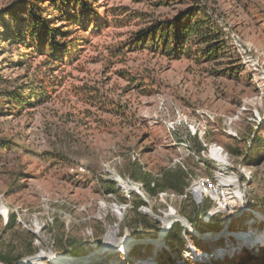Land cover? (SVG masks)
Returning <instances> with one entry per match:
<instances>
[{
    "label": "rangeland",
    "instance_id": "obj_1",
    "mask_svg": "<svg viewBox=\"0 0 264 264\" xmlns=\"http://www.w3.org/2000/svg\"><path fill=\"white\" fill-rule=\"evenodd\" d=\"M30 2L42 13L50 9V0H0V12ZM94 5L99 12L123 6L124 24L114 26L108 16L109 23L86 36L76 61L61 65L28 54L24 66H16L24 48L2 38L14 24L8 15L0 19V264L27 262L42 251L63 259L91 255L89 264L255 261L264 253V0ZM196 12L219 35L217 58L202 56L207 45L198 42L179 59L147 49L117 50L130 33ZM50 83L46 98L19 104L7 99L18 85L25 98L31 86L41 91ZM213 143L227 154L234 180L231 188L219 189V205L170 189L148 192V184L170 173L176 177L171 182L186 187L194 177L213 176ZM168 212L189 227L175 222L179 241L168 238ZM114 226L116 240L99 260L107 249L104 235ZM225 228L222 236L209 235ZM40 261L81 264L49 256Z\"/></svg>",
    "mask_w": 264,
    "mask_h": 264
},
{
    "label": "trees",
    "instance_id": "obj_2",
    "mask_svg": "<svg viewBox=\"0 0 264 264\" xmlns=\"http://www.w3.org/2000/svg\"><path fill=\"white\" fill-rule=\"evenodd\" d=\"M94 1L50 0V9L46 13H42L36 2H30L22 10H10L7 13L3 10L0 12V19L8 15L7 18L12 20L14 24L13 28L3 31L2 38L9 43L18 45V48L19 46L24 48V51H18V59L14 64L20 67L24 66L28 54L43 57V64L72 63L78 58L80 47L87 42L86 36L98 32L103 25L109 23L108 16L112 17V22L115 21L114 26L124 24L123 20L127 13L123 6L110 7L99 12ZM197 14L198 12L195 14L188 13L186 16L176 19L175 23H168L165 26L154 24L130 33L126 40L119 43L117 50L135 52L147 49L150 52L160 53L169 59H179L189 52L191 44L198 42L207 45L204 50H201L202 56L217 58L216 54L220 53L223 48V44L217 40L219 35L217 32H209L202 19H197ZM45 15L49 17H45ZM49 21H52L51 25ZM57 23L60 25H56ZM59 26L64 27L60 28ZM77 31H81V33L76 34ZM30 47L32 49L28 50ZM137 82L136 79L133 80V83ZM18 89H20V85L15 90L6 93L7 99L13 100L16 104L25 102L30 98H37V100L40 96L46 98L49 96L47 95L48 90L51 91L53 88L52 83L47 89L41 91L31 86L28 90L29 95H26L25 98L24 92ZM254 138L251 139V142L259 143V138ZM228 150L233 154L237 152L229 147ZM247 157L243 158L244 162H247ZM172 180H176L174 174L163 175L161 180L153 183V186L148 184L147 190L150 194L164 189L182 194L186 188V183L183 181L174 183L171 182ZM141 204H143L142 201ZM9 222L6 226H10ZM180 231V224H173L168 233V238L179 241L181 239ZM248 258H240L239 264H264V253L260 254L255 261H252L253 258Z\"/></svg>",
    "mask_w": 264,
    "mask_h": 264
},
{
    "label": "built area",
    "instance_id": "obj_3",
    "mask_svg": "<svg viewBox=\"0 0 264 264\" xmlns=\"http://www.w3.org/2000/svg\"><path fill=\"white\" fill-rule=\"evenodd\" d=\"M195 130L192 132V134H195ZM215 145V143L212 144ZM203 146H207V144H203ZM219 148L220 151H217ZM216 151L214 153H211V146L208 147V157L212 161L215 162V173L211 177H194L192 178L190 184L184 189V192L182 193L183 197L186 195H191L194 198H202V197H208L211 199H214L216 203L219 205V199H218V191L219 189H229L233 186V177L231 175L227 174L228 169V163L225 156L227 154L224 152L221 146L217 145ZM222 154V157H221ZM226 154V155H225ZM151 186H153V183H151ZM161 197L165 195V193H159ZM220 207V206H219ZM205 257V256H204ZM203 258V257H202Z\"/></svg>",
    "mask_w": 264,
    "mask_h": 264
},
{
    "label": "bare ground",
    "instance_id": "obj_4",
    "mask_svg": "<svg viewBox=\"0 0 264 264\" xmlns=\"http://www.w3.org/2000/svg\"><path fill=\"white\" fill-rule=\"evenodd\" d=\"M214 147H215V149H214V151L215 152H217V151H220V149L219 148H217L218 150L216 151V147H217V145L215 144V145H213ZM213 151V152H214ZM214 152V153H215ZM122 185L124 186V188H126V189H128V185L126 184V183H122ZM116 212H117V214H119V215H121V212H120V210L118 209V207H116ZM148 213H152L150 210H146ZM176 215H175V213L174 212H168V213H166L165 214V216H164V218H163V221L165 222V225L166 226H168V225H170V220H169V218L170 217H175ZM117 230H118V228H117V226H114V227H109L108 228V230H107V232L105 233V235H104V245L102 246V247H104V248H107L106 249V252L107 251H111V250H109V244H111V242L112 241H114V240H116V233H117ZM245 234L243 233L242 235H241V237L242 236H244ZM213 237H215V236H213ZM126 238V237H125ZM124 238V240H123V243H125L126 242V239ZM121 241V242H120ZM115 242H120V243H122V240H117V241H115ZM118 245H119V243H118ZM121 245V244H120ZM109 246V247H108ZM121 249H124V248H122V246L120 247ZM119 248V249H120ZM48 253V252H47ZM49 256V258H51V259H53L54 261H62V260H64V261H72L71 260V258H65V259H63L64 257L63 256H58V255H53V256H51V255H46V253L45 252H41V253H39V254H37L36 256H33V257H31V258H29L28 260H27V262H33V263H35V264H41V258L42 257H48ZM205 256V255H204ZM203 256V257H204ZM92 256L91 255H88V256H86V257H84L83 259H82V261L80 262L81 264H89V263H91L92 261H94L92 258H91ZM205 258H207V256H205L204 257V259Z\"/></svg>",
    "mask_w": 264,
    "mask_h": 264
},
{
    "label": "water",
    "instance_id": "obj_5",
    "mask_svg": "<svg viewBox=\"0 0 264 264\" xmlns=\"http://www.w3.org/2000/svg\"><path fill=\"white\" fill-rule=\"evenodd\" d=\"M175 222H180L184 227L189 228L188 225H187V223L182 218L175 217V219L172 220L171 223H170V225L166 226L165 229L168 230ZM226 231L227 230L225 228V229H223L221 231L213 232L211 234L209 233V235H212V236H215V237H219V236H222L223 234H225ZM109 253H110V251L104 252V254L100 258H98V259L99 260H104L106 257H108ZM86 256H88V255H85V256H76V257L71 256L70 257L71 260H72L71 262H81L82 259L84 257H86ZM17 264H30V263L29 262H26V261H20Z\"/></svg>",
    "mask_w": 264,
    "mask_h": 264
}]
</instances>
